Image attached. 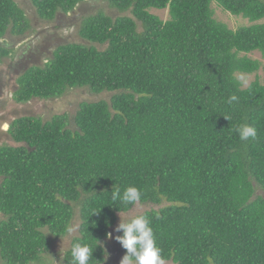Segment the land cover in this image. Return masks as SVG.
<instances>
[{
	"label": "trees",
	"instance_id": "1",
	"mask_svg": "<svg viewBox=\"0 0 264 264\" xmlns=\"http://www.w3.org/2000/svg\"><path fill=\"white\" fill-rule=\"evenodd\" d=\"M31 1L48 22L68 21L86 2ZM104 1L77 19L81 41L47 45L52 55L11 91L18 103L75 88L101 97L50 120L0 124L11 138L0 146V264H46L75 216L79 234L61 264H72L77 242L92 246L89 264H105L109 234L134 209L125 222L150 219L165 264H264V66L250 57L264 53V0ZM214 4L249 24L230 28ZM28 16L0 0V67L13 60L9 33L36 32ZM254 73L244 87L241 76ZM243 124L255 139H240ZM129 186L139 202L112 199Z\"/></svg>",
	"mask_w": 264,
	"mask_h": 264
},
{
	"label": "rangeland",
	"instance_id": "2",
	"mask_svg": "<svg viewBox=\"0 0 264 264\" xmlns=\"http://www.w3.org/2000/svg\"><path fill=\"white\" fill-rule=\"evenodd\" d=\"M18 4L25 9L28 17L31 19L32 28L36 30L35 33L23 34L20 36L7 35L5 45L13 49V60H7L3 67H0V118H7L6 123L11 122L14 118L23 116H42L45 120H50L55 114L76 112L79 103L85 100L98 99L101 96L93 95L87 88H75L67 92L66 95L57 99H46L42 100L39 98H33L25 103L16 102L11 92L19 87V80L25 73L28 72L34 65H43L45 58L52 53L46 50V46L50 49H54L58 44L57 39L63 40H79L80 36L78 33L79 26L76 24L77 19L83 18L86 15L95 14L101 10H105L106 2L104 0H86L82 5L86 9H81L82 6L72 15L68 21L64 19H58L54 21H42L36 16V9L32 4L31 0H16ZM87 5V6H86ZM215 10V17L227 23L230 28L236 29L241 25L249 24V20L242 16H235L231 13L223 10L216 4L213 5ZM114 10H111L113 12ZM154 13L161 16L163 19L168 18V9H154ZM60 19V20H59ZM264 21V20H263ZM44 43L43 48L38 50V46ZM47 47V48H48ZM104 48L103 46H98ZM46 51L48 53H46ZM250 57L256 58L261 61L264 66V53L255 51L250 54ZM261 77H264V69L257 72ZM255 73L249 75H242L241 80L243 86H248L254 79ZM108 98V94H102ZM1 125L5 123H0ZM2 128V127H1ZM2 135V134H1ZM0 135V146L3 141L11 142V138L8 136L4 139V135ZM142 210V209H141ZM140 210V211H141ZM138 209L130 211L128 214L120 216L114 228L111 231V238L106 240L107 256L105 264H120L123 258L122 246L115 239L119 232H116L117 226L123 220L124 222L128 219L127 217L132 216ZM139 211V212H140ZM79 216H75L71 228L73 231L60 238H53L51 249L44 253L43 260L46 264H61L65 252L70 248L71 241L74 236L79 234Z\"/></svg>",
	"mask_w": 264,
	"mask_h": 264
},
{
	"label": "clouds",
	"instance_id": "3",
	"mask_svg": "<svg viewBox=\"0 0 264 264\" xmlns=\"http://www.w3.org/2000/svg\"><path fill=\"white\" fill-rule=\"evenodd\" d=\"M237 99L236 96L230 98V103ZM7 130L9 123L3 124ZM240 139L247 140L257 137V129L251 125L243 124L237 129ZM113 200H119L124 204H136L141 200V192L137 187H127L121 195L119 189L113 191ZM72 228L68 229L71 233ZM123 232V235H117L115 239L126 249V254L120 261V264H165L162 256V249L158 246L155 233L151 227V221L144 215L136 216L129 222L123 220L117 226L116 232ZM111 238V234H109ZM92 246L87 243H74L71 249L73 258L72 264H89L92 257Z\"/></svg>",
	"mask_w": 264,
	"mask_h": 264
},
{
	"label": "flooded vegetation",
	"instance_id": "4",
	"mask_svg": "<svg viewBox=\"0 0 264 264\" xmlns=\"http://www.w3.org/2000/svg\"><path fill=\"white\" fill-rule=\"evenodd\" d=\"M15 119V118H14Z\"/></svg>",
	"mask_w": 264,
	"mask_h": 264
}]
</instances>
